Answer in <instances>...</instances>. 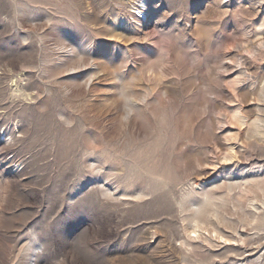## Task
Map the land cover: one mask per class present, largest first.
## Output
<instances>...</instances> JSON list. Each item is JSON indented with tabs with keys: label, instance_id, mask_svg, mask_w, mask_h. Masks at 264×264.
Returning a JSON list of instances; mask_svg holds the SVG:
<instances>
[{
	"label": "rangeland",
	"instance_id": "obj_1",
	"mask_svg": "<svg viewBox=\"0 0 264 264\" xmlns=\"http://www.w3.org/2000/svg\"><path fill=\"white\" fill-rule=\"evenodd\" d=\"M264 264V0H0V264Z\"/></svg>",
	"mask_w": 264,
	"mask_h": 264
},
{
	"label": "bare ground",
	"instance_id": "obj_2",
	"mask_svg": "<svg viewBox=\"0 0 264 264\" xmlns=\"http://www.w3.org/2000/svg\"><path fill=\"white\" fill-rule=\"evenodd\" d=\"M35 264H40V263L36 262Z\"/></svg>",
	"mask_w": 264,
	"mask_h": 264
}]
</instances>
